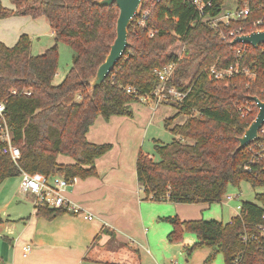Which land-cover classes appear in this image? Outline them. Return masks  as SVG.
I'll return each instance as SVG.
<instances>
[{
    "label": "trees",
    "instance_id": "16d2710c",
    "mask_svg": "<svg viewBox=\"0 0 264 264\" xmlns=\"http://www.w3.org/2000/svg\"><path fill=\"white\" fill-rule=\"evenodd\" d=\"M8 1L14 9L4 8L0 2V19L43 16L53 32L54 43L42 54L33 56L27 35H21L11 48L0 42V103L4 104L11 143L20 153L19 159L13 161L1 153L0 145V185L22 172L33 177H96L95 160L109 152L112 145L88 142L86 135L91 126L98 117L104 121L111 117L131 118L130 105L139 103L140 96L151 95L159 86L156 72L176 63L174 79L168 86L187 94L182 103L167 105L175 110V115L164 121L172 141L154 142L156 158L142 153L137 156L136 180L144 199L177 205H212L220 203L229 188H238L242 182L264 186V163L245 169L253 155L250 148L263 141L264 134L260 133L249 147L237 150L238 138L257 114L249 97L264 101L263 46H247L242 58H238L236 51L243 45H231V39L222 40L217 32L197 21L191 0H143L139 14L128 28L129 46L102 85L92 92L87 81L95 76L116 37V5L99 7L94 4L98 0ZM203 1L212 4L205 14L218 16L226 0ZM261 2L235 0V8L248 5L251 14L244 21L221 24L222 34L240 27L243 34L250 33L251 22L260 16ZM59 43L71 48L73 59L63 81L54 85ZM190 48L196 53L180 65L183 50ZM230 65L246 68L248 74L222 81L209 78L210 67ZM127 87L134 88L136 93L127 94ZM247 109L250 112L242 116ZM181 116L185 117L184 122L174 124ZM59 155L70 157L73 163L58 164ZM255 200L257 203L242 202L238 215L226 224L215 220L181 221L176 216L162 218L172 227L168 243L180 244L185 234H192L197 242L188 254L208 249V264L217 255H221L223 264H233L236 259L238 264H264V239L257 229L264 224V192L256 194ZM65 214L71 213L64 208H38L35 216L51 220ZM103 233L112 239L113 233L102 228L100 234ZM245 234L255 237L246 246L240 241ZM100 236L94 238L93 245ZM120 247L134 262H139L137 250L122 244ZM84 260L103 263L90 250Z\"/></svg>",
    "mask_w": 264,
    "mask_h": 264
},
{
    "label": "crops",
    "instance_id": "0c3cea01",
    "mask_svg": "<svg viewBox=\"0 0 264 264\" xmlns=\"http://www.w3.org/2000/svg\"><path fill=\"white\" fill-rule=\"evenodd\" d=\"M0 2L6 9H14L9 1ZM45 26L50 32L48 36L53 40V32L43 16L37 19L29 16L0 19V42L11 48L21 35H27L31 41V54L40 55L53 45L51 42L38 40L39 34L36 33ZM43 33L46 31L43 30ZM75 100L78 101V96ZM164 106L134 103L130 105L131 118L111 117L104 121L98 117L89 129L86 135L88 142L111 144L112 149L95 160L97 176L79 180L74 187L68 189L66 197L91 215V220L71 214L51 220L37 218L32 207V197L19 193V177L4 181L0 185L1 264H162L156 259L154 239L159 238L160 222H163L162 218H167L164 217L167 214L156 209L148 224V216L144 212L146 207L141 202L154 204L158 208L173 204L140 198L141 189L136 180L135 166L138 154L142 153L143 141L152 129L154 120L165 121L173 115L169 113L165 117L167 112L162 109L167 107ZM155 141L164 144L153 138V146ZM143 155L153 158L150 154ZM58 158L57 163L61 165ZM22 201L30 203L31 207H24L21 205ZM179 211L180 209L176 210L178 218ZM182 219L187 218L180 220L183 221ZM102 228L113 233L112 239L104 233L100 234ZM163 231L167 238L170 230ZM97 235H101V238L93 245ZM188 235L190 234L184 235L182 243L172 245H177L186 252L190 245L196 243ZM121 244L137 250L139 262H134L128 252L120 247ZM25 246L29 247V253L24 255L22 247ZM89 250L103 263L85 261L84 257Z\"/></svg>",
    "mask_w": 264,
    "mask_h": 264
},
{
    "label": "built area",
    "instance_id": "2783aa9c",
    "mask_svg": "<svg viewBox=\"0 0 264 264\" xmlns=\"http://www.w3.org/2000/svg\"><path fill=\"white\" fill-rule=\"evenodd\" d=\"M191 4L197 12V21H200V23H204L205 25L209 26L211 30L217 32L222 40L231 39L232 41L234 38L244 35L242 33V27L238 28L237 30L229 31L227 35H224L220 31V25H228L230 21L246 20L251 14V10L248 5H244L243 7L238 9L235 8L232 12L226 13L224 15L220 14L218 16H209V14H205V11H209L211 9V1L205 2L203 0H191ZM259 9L260 16L250 24V28L252 30L251 32L261 31L264 29V0H262V2L260 3ZM146 16L147 13H145L142 18L145 19ZM242 45L243 46L236 51V56L238 58H242L243 54L246 52L247 46H249L245 44ZM262 53L264 55V46L262 48ZM176 69L177 64L171 63L158 70L156 72V75L158 77L159 86L151 95L140 96L139 103L143 105L153 106H167L169 104L182 103L187 93L178 91L176 87L172 86L171 84L170 86H168V83L172 82L174 79ZM237 74L247 75L248 71L246 68H241L239 65H230L227 68L220 69L216 67H210L208 70L209 78L214 81H222ZM125 92L127 94L136 93L135 89L131 87L125 88ZM4 110V104L0 103V145L2 146L1 153L3 155L11 157L13 161H16L19 159L20 153L19 150L11 143L12 135L6 125ZM248 112H250V109H247L246 112H243L242 116L247 115ZM263 128L259 131V134H264ZM256 141H254L253 143H255ZM250 145H248L247 147H249ZM250 151L253 153V155L249 161L248 166L245 167L246 170L249 169V166H256L264 163V140L261 142H256V144L252 148H250ZM78 181V178L66 179L57 175L50 177H33L27 173L22 172L19 175L18 189L21 195L32 197V207L35 211H37L38 208H64L68 213H71L72 215L83 216L84 219L91 220V215L87 214L80 206L71 202L66 197V192L68 191V189L74 187ZM233 198L234 196L225 195L222 198L221 202L226 205L230 203ZM236 209L238 210L236 215H238L240 211V204L236 207ZM261 221L264 222V213L261 217ZM257 229L260 234H264V224L259 225ZM253 239H255L253 235L248 236L245 234L240 237V241L244 246H246ZM22 252L24 253V255L29 253V247H22ZM169 264L186 263L171 261L169 262ZM233 264H238V259H236Z\"/></svg>",
    "mask_w": 264,
    "mask_h": 264
},
{
    "label": "rangeland",
    "instance_id": "374dc122",
    "mask_svg": "<svg viewBox=\"0 0 264 264\" xmlns=\"http://www.w3.org/2000/svg\"><path fill=\"white\" fill-rule=\"evenodd\" d=\"M6 3H8L7 0H4ZM236 3L235 0H226L224 2V5L221 8V14L224 15L226 13H230L235 9ZM14 7V6H13ZM46 25V24H45ZM46 31V33H43ZM39 34V35H37ZM48 34H50L49 31H47V26L44 28H40L39 31L36 33L39 42H42L45 40V43H50L53 44L54 40H52ZM35 40V41H38ZM183 54L181 55L180 58V65L182 63H186L193 55L196 53V51L192 48L190 49H184ZM72 59H73V51L71 48L64 43H59L58 44V68H57V73H56V78L53 80L54 85H58L60 82L63 81L65 78L67 72L72 66ZM196 65L191 69L190 73L192 74L196 68ZM140 104V103H139ZM165 107V106H164ZM167 108H163V112H167L168 114H173L172 117L175 115V110L169 106H166ZM158 116V115H156ZM163 118L164 115H162ZM101 121L102 119L99 118ZM185 117H179L177 120H175L176 124H180L184 122ZM155 122L152 125V129L149 131L148 135L143 141V147L141 149V152L143 154H150L152 157L156 158L155 153L153 151V143L152 139L157 138L161 140L164 144H169L173 136L169 133L168 130L164 128V121L162 119L160 120H154ZM174 122V124H175ZM153 132V133H152ZM153 136V137H152ZM91 142V141H90ZM105 142V141H102ZM112 142V141H110ZM59 157V158H58ZM57 158L59 159L58 162L62 163L61 165H70L73 163V160L70 157L67 156H61L59 155ZM264 192V186H258V187H253L247 182H242L238 188H229L227 190L226 195L228 196H234L233 200L228 203L224 204L223 202L212 204V205H207V204H199V205H167V206H158L154 204H144V212L145 215L147 214V222L149 224V220L152 219L154 212L156 209L161 212L162 214H167L164 217H170L172 215L173 217L179 216V214L176 212L177 209H180V219L181 218H187V219H182L183 221H190L195 219L199 220H215L218 222H222L224 224L228 223L230 218L234 217L238 210L236 207L241 204L242 202H250V203H257L255 200V195L256 194H261ZM143 193L140 191V198H143ZM142 200V199H141ZM140 201V200H139ZM143 201V200H142ZM30 203L26 201H22L21 205H24V207H31L29 205ZM156 207V208H155ZM179 207V208H178ZM160 228L158 235L159 238L154 239V245L155 249L157 251L156 259L162 262V264H169L171 261H178L186 264H205L207 257L211 253L208 249H201V250H196L190 254H188V250L184 252L181 249L178 248L179 246L177 245H172L168 243V240L166 236H164V231L165 229H168L171 231V226L168 223L160 222ZM169 232V231H168ZM151 233V231H150ZM157 236V235H156ZM189 237L192 238L193 242H197L195 239V236L190 234L188 235ZM193 244V243H192ZM191 247V245H190ZM189 247V248H190ZM188 248V249H189ZM214 264H223V260L221 255H217L214 259Z\"/></svg>",
    "mask_w": 264,
    "mask_h": 264
},
{
    "label": "water",
    "instance_id": "95a60500",
    "mask_svg": "<svg viewBox=\"0 0 264 264\" xmlns=\"http://www.w3.org/2000/svg\"><path fill=\"white\" fill-rule=\"evenodd\" d=\"M143 0H98L95 5L99 7H108L116 5L118 9V17L116 21V37L110 46L109 53L105 57L104 62L98 67L95 76L91 77L87 84L91 91L100 87L106 80L108 74L114 68L116 63L123 56L126 48L129 46L128 42V28L131 22L136 18L140 12ZM231 45L245 44L254 49L264 46V29L261 31H254L234 38ZM257 107V114L254 120L245 129L243 135L238 138L237 150L240 151L248 145L256 141L259 137V131L264 126V101L257 97H249ZM264 239V234H261Z\"/></svg>",
    "mask_w": 264,
    "mask_h": 264
}]
</instances>
